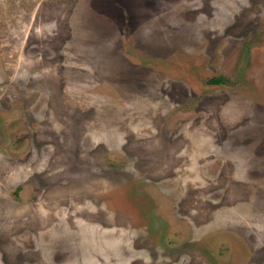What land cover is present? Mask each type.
I'll use <instances>...</instances> for the list:
<instances>
[{
	"label": "rangeland",
	"instance_id": "rangeland-1",
	"mask_svg": "<svg viewBox=\"0 0 264 264\" xmlns=\"http://www.w3.org/2000/svg\"><path fill=\"white\" fill-rule=\"evenodd\" d=\"M0 264H264V0H0Z\"/></svg>",
	"mask_w": 264,
	"mask_h": 264
},
{
	"label": "trees",
	"instance_id": "trees-1",
	"mask_svg": "<svg viewBox=\"0 0 264 264\" xmlns=\"http://www.w3.org/2000/svg\"><path fill=\"white\" fill-rule=\"evenodd\" d=\"M212 82L213 83H219L218 80H216V79L215 80H212Z\"/></svg>",
	"mask_w": 264,
	"mask_h": 264
}]
</instances>
